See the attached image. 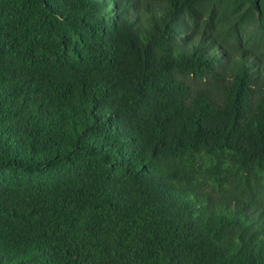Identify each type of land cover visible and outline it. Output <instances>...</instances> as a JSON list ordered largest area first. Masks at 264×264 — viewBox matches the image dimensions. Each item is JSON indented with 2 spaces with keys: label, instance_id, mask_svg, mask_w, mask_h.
Returning a JSON list of instances; mask_svg holds the SVG:
<instances>
[{
  "label": "trees",
  "instance_id": "trees-1",
  "mask_svg": "<svg viewBox=\"0 0 264 264\" xmlns=\"http://www.w3.org/2000/svg\"><path fill=\"white\" fill-rule=\"evenodd\" d=\"M0 264H264V0H0Z\"/></svg>",
  "mask_w": 264,
  "mask_h": 264
}]
</instances>
